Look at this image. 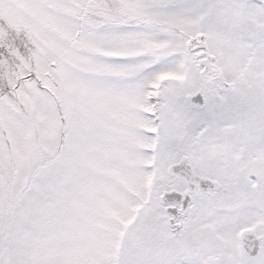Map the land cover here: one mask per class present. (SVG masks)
<instances>
[{"label":"snow or ice","instance_id":"1","mask_svg":"<svg viewBox=\"0 0 264 264\" xmlns=\"http://www.w3.org/2000/svg\"><path fill=\"white\" fill-rule=\"evenodd\" d=\"M0 264H264V0H0Z\"/></svg>","mask_w":264,"mask_h":264}]
</instances>
